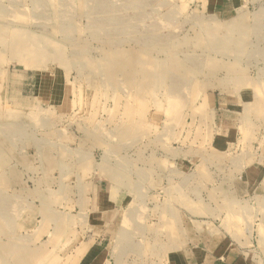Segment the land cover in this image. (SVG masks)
Returning <instances> with one entry per match:
<instances>
[{
  "label": "rangeland",
  "instance_id": "rangeland-1",
  "mask_svg": "<svg viewBox=\"0 0 264 264\" xmlns=\"http://www.w3.org/2000/svg\"><path fill=\"white\" fill-rule=\"evenodd\" d=\"M214 4L0 0V264H264V0ZM21 75L29 113L8 102ZM99 162L106 188L67 193ZM84 194L70 236L32 235Z\"/></svg>",
  "mask_w": 264,
  "mask_h": 264
},
{
  "label": "crops",
  "instance_id": "crops-1",
  "mask_svg": "<svg viewBox=\"0 0 264 264\" xmlns=\"http://www.w3.org/2000/svg\"><path fill=\"white\" fill-rule=\"evenodd\" d=\"M243 1L244 0H215V4L214 5L218 9H225V10L232 11L233 9L241 8L242 5H243ZM261 6L262 5H259V8ZM4 77H5V75L1 71V73H0V91H2ZM20 77H22V75ZM14 82H16L17 89L15 88L13 90L12 94L9 93L8 102L13 106V108L16 107L18 110H21L24 113H29L32 109H34L37 106V95H36V91L34 89L35 87L33 88V90H30L31 88H29L30 85H32L31 78L23 75V77L20 80H17V81L14 80ZM259 92H264V87H262ZM1 100L3 101V99H1ZM258 102H259L258 103V107H263L264 106V103L261 100H259ZM10 115L13 116L15 121H21V120H23V118H25V120H26V118H27L25 116H22V114L20 115V114L11 113ZM225 134H226V138L224 137V135H222V133L221 134L218 133V140H219V148L220 149H223L224 146L225 147L229 146V139L227 138L228 135H229V132L225 133ZM10 147H11V144L7 141V143L4 146L5 150L6 149L7 150L10 149ZM262 148H264V143L262 145ZM65 153H67V155H69L70 153L74 154V152L72 150H69V151H67ZM79 153H83V152H79ZM46 155H47V157H50L51 158L50 160L52 161V155H49V154H46ZM73 158H75V156H73ZM89 161L92 162V160L90 158H89ZM71 164H72V167H75V166H78L79 162L72 161ZM89 164H91V163H89ZM103 164H105V163H103ZM79 165H82V164H79ZM99 165H97L98 168L96 169V171L95 170H91L90 171L89 168H88L89 172L83 170L80 173L71 174V176L68 175L67 177H65L66 178V182L64 183L65 189L66 190L67 189L68 190L71 189V195H72L74 188L83 187V188L89 189L90 187H93V188H98V191L101 188H104V187L106 188V186H105V178H103V177H105V174H106V172L108 170L105 169L104 166H102L101 162H99ZM101 169H102V171H101ZM252 170H254V169H252ZM100 171H101V173L103 172L102 179L100 178L101 175H102L100 173ZM259 171H260V174H262V170L260 169ZM259 171L258 170H254L255 173H259ZM248 172H250V171H248ZM94 176H99V178L95 179V178H93ZM47 178H49V177H47ZM263 178H264V176H263ZM246 179H248V178H246ZM47 181H49V179ZM103 182H104V184H102ZM253 182H255V180H253V179L251 180L249 178L248 181H246V184L243 185V189L246 188V187L247 188L244 189L242 192L245 193V194L246 193L248 194L249 193L248 192L249 188H251V186L252 187L256 186L257 182L256 183H253ZM262 182L263 181H261V183ZM257 186H256L257 190L261 189L264 192V187H262V186L259 187L258 183H257ZM68 190H67V193H68ZM245 194H243V195H245ZM87 196H88V194H87ZM87 196H86V194H84L83 199L80 198L81 200H77V199L75 200V199H73V196H71V197L66 199V201L64 202L65 203L64 210L61 212L62 215H64V216L60 217V218L65 219V221H62L59 224V228L58 229L57 228L56 229H54V228L51 229V228L46 227V226L45 227L40 226L41 228L39 230H36L35 228L33 229L32 235L34 236V234L35 235L39 234V235H43V236H49L48 232L49 233L51 232L53 236H60V237H68V236H70L71 232L73 231V224H72V210L69 207L73 208L74 204L78 205V206L82 205V206H84V210H85L86 205L89 206V204H90V203H88L89 199H88ZM116 198L117 197L113 193L108 192L107 194L106 193L104 194L103 199H100L99 201L96 200V203L94 205H95L96 209L99 210V213L100 212H104V211H106L109 208L108 206H111V204L113 205V204L116 203ZM42 204H43V206L41 207L40 210H41V212H43L42 220L44 222V221H46V219L49 220L51 217L49 215L46 216V212L49 210V208L47 207L48 203L42 202ZM32 220L33 219L31 218L29 221H32ZM43 232H47V233H43ZM62 246L55 245L56 252H58ZM32 251H33V254H35V255H33L31 257V259L32 260L33 259H38L39 256H40V261H41L42 258L45 256V254L50 251V247H49V244L45 243L44 245H42V248L41 247L40 248L36 247L33 250H27L28 253H32ZM35 256H36V258H35ZM27 259H30V257L28 256ZM27 259H26V261H28ZM47 259H49V258H47ZM47 259H45V260H47ZM100 259H101L100 263L103 264L102 263L103 262V257L102 256L98 257L95 261H98ZM236 259L237 258H235L233 260V262H231V264H245L244 261H237ZM44 263H46V261Z\"/></svg>",
  "mask_w": 264,
  "mask_h": 264
}]
</instances>
